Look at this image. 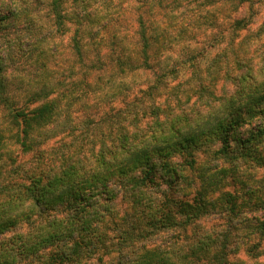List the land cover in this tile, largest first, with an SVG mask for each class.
Wrapping results in <instances>:
<instances>
[{
    "label": "trees",
    "instance_id": "obj_1",
    "mask_svg": "<svg viewBox=\"0 0 264 264\" xmlns=\"http://www.w3.org/2000/svg\"><path fill=\"white\" fill-rule=\"evenodd\" d=\"M207 1L228 7L225 30L199 50L168 62L124 107L78 126L68 123L66 103H58L63 97H55L73 82L75 70L45 81L40 71L32 77L22 73L30 65L45 66L40 42L48 34L33 22L20 27L12 20L27 0H0V105L10 130L16 128L9 136L0 132V264H264L259 262L264 177L254 187L239 174L241 165L264 167V58L255 56L264 45L252 47L264 35V22L241 39L240 31L258 16L256 0ZM44 2L52 30L64 34L69 22L78 23L73 36L78 54L82 35L94 37L106 25L101 23L107 17L103 9L109 8L105 0L103 8L94 9L95 0ZM245 4L252 17L236 18ZM141 33L148 63L150 39L156 36L145 29ZM116 63L115 79L100 90L112 83L118 88V74L139 66L127 59ZM213 67L217 74L199 95L201 100L227 98L223 110L186 133L170 126L169 135H154L149 122L159 128L157 117L165 111L159 105L169 104L163 90L170 86L175 93L182 79L187 83L197 71ZM15 78L31 88L17 92ZM63 132L70 142L43 147ZM8 137L25 158L10 169L8 162L16 156L4 151ZM226 184L233 189L220 191ZM212 217L224 220L205 225Z\"/></svg>",
    "mask_w": 264,
    "mask_h": 264
},
{
    "label": "rangeland",
    "instance_id": "obj_2",
    "mask_svg": "<svg viewBox=\"0 0 264 264\" xmlns=\"http://www.w3.org/2000/svg\"><path fill=\"white\" fill-rule=\"evenodd\" d=\"M102 1L104 0H95L90 7L103 8ZM255 2L254 7L260 3V0ZM104 3L109 8L103 9V15L107 17L102 18L101 23L104 21L106 25L94 37L88 33L82 35L84 44L82 54L76 52L73 44L77 22H69L70 29L64 34L52 30L53 25L50 17L46 16L47 6L44 0H27L20 12H17L19 16L12 18V20L17 19L16 24L20 27L29 21L38 27L39 32L48 34L46 40L40 42L44 51L46 50L45 66L30 65L22 73L32 77V74L40 71L37 75L45 81L46 78L59 73L68 74L69 69L75 70L73 82L62 88L61 94L59 91L55 95L58 99L63 97L64 102L59 100L58 103L61 106L66 103L65 112L69 113L68 123L71 122L73 125H87L89 120L98 121L107 114L115 112L119 107H124L126 102L141 94V89L148 87L151 79L163 71L168 62L175 61L176 57L184 56L188 51L202 48L215 34L225 30L229 21L228 7L225 4H217L216 7L207 0H105ZM257 10L260 13L261 9L257 8ZM86 21L87 18L82 22L83 29ZM95 26L98 27L97 24ZM143 29L148 36H156L155 41L150 39L148 63L145 62L146 57L142 52ZM40 35L42 34L39 33ZM244 35L246 32L240 31V36ZM239 40L238 37L237 41ZM117 59H127L132 66L135 64L139 66L118 74L121 82L116 85L122 88L121 91L117 92L119 87L116 88L114 83L100 90V85H104L108 79H115ZM26 87L31 88L21 83L19 78H15L13 89L24 94ZM101 91L100 96L98 93ZM73 98L76 99L74 103L71 102ZM68 101L71 105H68ZM11 127V121L5 117V110L0 105V132L9 136L16 130V128L10 130ZM71 139L70 135L63 132L51 136L50 139H46L47 141L44 140L46 142L43 147L57 148L62 141L70 142ZM6 141L8 144L4 151L8 156H16L14 162H8L7 168L10 169L18 162H23L25 158H21V154L17 153L20 146L15 140L8 137ZM207 173L204 172V177ZM239 174L248 180V183L257 187L259 180L264 177V167L251 168L241 165ZM193 175L197 174L194 172ZM196 179L200 180L199 177ZM229 189H233L232 185L226 184L220 191ZM223 220L212 217L205 225L220 224ZM259 262L264 263V256Z\"/></svg>",
    "mask_w": 264,
    "mask_h": 264
},
{
    "label": "clouds",
    "instance_id": "obj_3",
    "mask_svg": "<svg viewBox=\"0 0 264 264\" xmlns=\"http://www.w3.org/2000/svg\"><path fill=\"white\" fill-rule=\"evenodd\" d=\"M239 7L240 10L234 13L236 18L252 17V13L248 11L249 4ZM255 7L261 9V11L259 15L254 18L253 22L248 23L247 28L244 29L249 36L256 33L260 23L264 22V0H260V3L256 4ZM241 39H243V36H241ZM260 45H264V35H260L252 47L257 48ZM262 54H264V47H259V52H256L255 56H262V58H264ZM241 55H243V53ZM255 56H251L250 58L254 59ZM217 71L215 67L211 68L206 73L197 71L196 75H193L191 79L187 80V83H184L182 79V87L175 93L170 86L163 90V95L168 97L169 104L165 105L161 102L159 105L162 109H165L162 116L157 117L160 122L159 128L154 127L151 121L149 122V126L152 127L154 135L157 137L169 135L171 132L170 126L175 127L182 133H186L195 129L197 125L202 124L211 114L223 110V107L227 104V98L214 100L205 97L201 100L199 95V88L204 84H209L212 77L217 74ZM219 75L222 77L223 71H220ZM213 91H215V89H213ZM216 95L223 96V93L216 92ZM227 95L231 97L234 93L229 92ZM190 97H195V99L192 100L191 103L186 102ZM152 103L154 102H149V104ZM197 113H199V115ZM137 131L143 136V129L138 128Z\"/></svg>",
    "mask_w": 264,
    "mask_h": 264
}]
</instances>
